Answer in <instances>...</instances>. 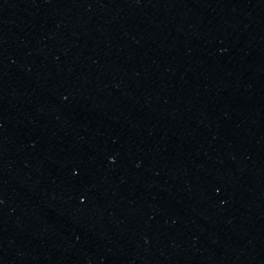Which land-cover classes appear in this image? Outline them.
<instances>
[{
	"label": "water",
	"instance_id": "1",
	"mask_svg": "<svg viewBox=\"0 0 264 264\" xmlns=\"http://www.w3.org/2000/svg\"><path fill=\"white\" fill-rule=\"evenodd\" d=\"M0 264H264V0H0Z\"/></svg>",
	"mask_w": 264,
	"mask_h": 264
}]
</instances>
